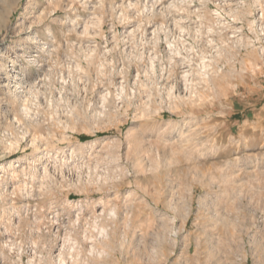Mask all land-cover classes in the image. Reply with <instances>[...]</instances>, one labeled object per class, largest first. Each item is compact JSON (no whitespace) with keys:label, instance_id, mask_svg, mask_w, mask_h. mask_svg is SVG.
Wrapping results in <instances>:
<instances>
[{"label":"rangeland","instance_id":"obj_1","mask_svg":"<svg viewBox=\"0 0 264 264\" xmlns=\"http://www.w3.org/2000/svg\"><path fill=\"white\" fill-rule=\"evenodd\" d=\"M0 60V264H264V0H0Z\"/></svg>","mask_w":264,"mask_h":264},{"label":"bare ground","instance_id":"obj_2","mask_svg":"<svg viewBox=\"0 0 264 264\" xmlns=\"http://www.w3.org/2000/svg\"><path fill=\"white\" fill-rule=\"evenodd\" d=\"M29 4H27V5H25V11H27L28 10V8H29ZM43 46H45V45H43ZM48 47V46H47ZM47 47H45L47 50L49 49V47L47 48ZM45 50V49H44ZM44 54V53H43ZM2 56H1V58L3 59V58H6V54L5 53H2L1 54ZM40 55V54H39ZM44 56V55H43ZM43 56H39L38 58H40V60H33V61H30L31 62V64H35L36 62L38 63V65L39 64H41V62L43 61ZM10 58V57H9ZM13 62H15V61H13ZM6 64L7 63H5L3 60H0V70H3V69H5L6 68ZM10 69V68H9ZM10 75V79H9V84L12 86V88L9 90V96L8 97H10V98H12V99H17L18 98V95H20L19 93L20 92H18L19 90H20V87H18L17 85H19L17 82H16V80H17V78H18V76H17V74H16V72H15V70H14V68H13V70L11 71V74H9ZM29 78L28 77H26L25 78V83L24 84H27V85H29L30 83H29ZM31 85V84H30ZM23 86V85H22ZM27 87V86H26ZM30 87V86H29ZM25 88V87H24ZM13 89H15L14 91H13ZM21 91V90H20ZM19 99H20V97H19ZM25 112V111H24ZM26 160L27 159H25L24 157H21L20 158V161H19V168H22V167H24L23 166V164L26 162ZM16 165V164H15ZM21 171V170H20ZM21 172H25V169H23L22 168V171ZM22 173V174H23ZM26 175V174H25ZM113 216V215H112Z\"/></svg>","mask_w":264,"mask_h":264}]
</instances>
